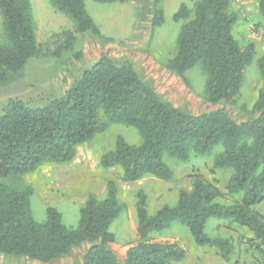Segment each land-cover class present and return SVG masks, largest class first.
<instances>
[{"label": "trees", "instance_id": "obj_1", "mask_svg": "<svg viewBox=\"0 0 264 264\" xmlns=\"http://www.w3.org/2000/svg\"><path fill=\"white\" fill-rule=\"evenodd\" d=\"M114 3L122 0H93ZM55 11L67 16L74 30L63 31L49 55L65 65L74 53L76 35L91 34L104 42L85 9V0H50ZM230 0H195L181 4L173 15L182 21L176 53L164 67L183 79L199 65L205 76L204 100L212 106L234 105L245 68L252 62V43L240 48L232 35L238 20ZM264 21V0H257ZM2 27L7 41L0 45V87L18 80L27 62L38 55L35 24L28 0H0ZM163 12H153L151 28L161 26ZM262 88L249 117L237 122L224 108L191 114L159 98L128 60L102 56L83 69L59 97L33 106L9 99L0 109V255L47 264L84 246L79 264H174L186 258L176 242H157L154 236L178 223L188 228L194 244L210 249L226 264L235 250L234 237H210L204 230L210 218L225 220L248 231L249 243L262 253L264 264V54L258 59ZM110 124L133 127L136 145L117 136L103 153V169H119L125 183L150 176L168 182L173 171L166 159L187 162L191 155L210 156L217 148L210 173L230 171L223 189L201 175H193L189 190L179 189L175 206L165 205L148 215L147 196L136 194V240L116 247L109 232L123 210L114 181L106 183V198L88 195L79 208L76 228L62 223L60 213L46 208V219L36 222L31 213L33 189L16 187L17 180L50 164H66L77 148L89 144ZM229 225V226H230Z\"/></svg>", "mask_w": 264, "mask_h": 264}, {"label": "rangeland", "instance_id": "obj_2", "mask_svg": "<svg viewBox=\"0 0 264 264\" xmlns=\"http://www.w3.org/2000/svg\"><path fill=\"white\" fill-rule=\"evenodd\" d=\"M28 1L40 52L27 62L18 80L0 87V109L7 100L15 98L33 106L43 105L47 100L61 96L83 69L106 56L116 61L128 60L161 100L191 114H200L219 107L227 110L237 122L250 116L251 107L262 88L257 62L264 54V21L258 13L257 0H230L229 10L238 16L232 27V35L240 48L252 43L255 53L252 62L243 72L236 103L218 106H212L204 100L206 76L199 65L186 71L183 79L164 67L165 62L176 53L177 38L183 24L182 21L175 22L173 15L181 4L192 7L195 0H122L114 3L85 0L87 14L101 35L112 41L104 42L91 34L76 35L74 53L80 52V59L69 58L65 65L59 64L49 52L61 41L59 35L63 31L74 30L73 23L67 16L55 11L50 0ZM156 9L163 12V23L159 27L151 28L153 12ZM2 21L0 14V45H6ZM117 136H121L131 145L140 141L135 128L110 124L89 144L78 147L76 156L69 163L50 164L6 183L33 189L30 208L36 222H43L46 219V208L52 207L60 213L65 226L76 228L79 208L86 197L93 195L97 200L105 199L106 183L114 181L123 210L110 225L109 232L115 237V246L121 247L137 238L135 203L138 191L142 190L146 194V210L152 216L165 205L175 206L178 190H189L193 175H201L221 190L230 175V171L210 173L214 156L220 151L217 148L210 156L191 155L187 162L166 159V164L173 171L171 181L163 182L147 176L133 183L122 182L119 169H103L99 164L100 156L113 148ZM263 208L261 206L260 209ZM131 219L135 223V231L131 227ZM229 225L225 220L210 218L204 232L210 237H223L220 235L223 230L224 233L232 232L235 242L233 256L238 261L242 258L250 259L249 264H263L262 253L248 242V231ZM154 239L157 242H176L186 248L191 245L197 247L188 228L178 223H173L155 235ZM84 249V246L74 248L70 256L47 264H79ZM190 262V259H184L174 264H191ZM0 264L42 263L0 255ZM242 264L247 263L244 261Z\"/></svg>", "mask_w": 264, "mask_h": 264}, {"label": "crops", "instance_id": "obj_3", "mask_svg": "<svg viewBox=\"0 0 264 264\" xmlns=\"http://www.w3.org/2000/svg\"><path fill=\"white\" fill-rule=\"evenodd\" d=\"M221 190V189H220ZM262 207H264V203H262L259 206H256V210H258L262 215H264V208L260 209ZM130 224L131 227H133L134 231H135V223L134 221L131 219L130 220ZM225 231L223 230L220 235L224 236H233V233H224ZM224 233V234H223ZM183 249H185L187 255L185 259H190V263L191 264H226L218 255L215 254V252L213 250L210 249H205V248H197L193 245H191L190 247L186 248L182 245H180ZM249 264L250 259H241V261H238V259H236L235 256H232L230 259V262L228 264H242L244 261Z\"/></svg>", "mask_w": 264, "mask_h": 264}]
</instances>
